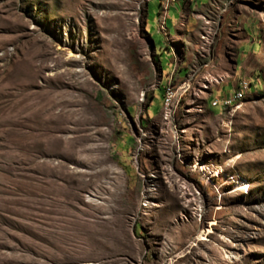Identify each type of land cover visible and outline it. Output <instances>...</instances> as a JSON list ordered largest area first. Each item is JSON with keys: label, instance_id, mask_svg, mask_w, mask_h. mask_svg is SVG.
<instances>
[{"label": "rangeland", "instance_id": "obj_1", "mask_svg": "<svg viewBox=\"0 0 264 264\" xmlns=\"http://www.w3.org/2000/svg\"><path fill=\"white\" fill-rule=\"evenodd\" d=\"M0 264H264V0H0Z\"/></svg>", "mask_w": 264, "mask_h": 264}]
</instances>
